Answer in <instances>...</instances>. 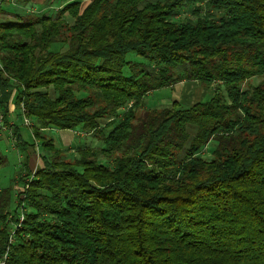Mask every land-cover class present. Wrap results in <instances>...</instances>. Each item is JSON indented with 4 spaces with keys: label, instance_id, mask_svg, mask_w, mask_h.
I'll use <instances>...</instances> for the list:
<instances>
[{
    "label": "trees",
    "instance_id": "16d2710c",
    "mask_svg": "<svg viewBox=\"0 0 264 264\" xmlns=\"http://www.w3.org/2000/svg\"><path fill=\"white\" fill-rule=\"evenodd\" d=\"M54 2L0 0V109L43 164L24 217L0 187V264H264V0ZM180 83L212 95L144 107Z\"/></svg>",
    "mask_w": 264,
    "mask_h": 264
},
{
    "label": "rangeland",
    "instance_id": "374dc122",
    "mask_svg": "<svg viewBox=\"0 0 264 264\" xmlns=\"http://www.w3.org/2000/svg\"><path fill=\"white\" fill-rule=\"evenodd\" d=\"M40 1L41 0H34L33 3L36 5V3ZM81 1L82 4H85L87 1L90 3L92 0ZM62 2L65 3L66 1ZM58 3L59 1L55 0L52 5L55 6ZM257 82V79L248 81L250 85H256ZM247 86L248 84L244 85V87ZM211 95L212 88L205 90L197 83H180L176 86L150 93L144 99V107L147 109L170 107L175 101L183 106H191L200 101H207ZM10 103H12V105H10ZM11 106L14 107H12V110L9 109ZM6 109V120L5 114H3L0 109V155L6 159V164L0 168V187L9 186L13 188V197L20 201L17 202L19 205L18 215L24 217V209L22 206L24 205L29 179H32V173H35L37 169L43 167L40 157L42 150L39 147V143L36 142L32 136L31 129L34 126V122L24 118V116L20 114V111L15 108L12 98L8 101ZM105 122L106 121H103L102 124H105ZM15 128L18 129L21 140L28 145L27 148H25V152L23 150H18L16 147V137L13 135ZM45 133L54 140L55 147L61 150L66 162H70L78 157L77 149L80 146L94 149H100L102 147V143L97 138H93L91 134H85L78 130L71 131L70 133L69 131L50 130L45 131ZM25 155H27V157H25ZM204 157L206 159L208 158L206 154H204ZM25 161L26 169L29 168V173L32 174L29 177V173H27L24 167ZM20 177H25V183L20 182Z\"/></svg>",
    "mask_w": 264,
    "mask_h": 264
},
{
    "label": "crops",
    "instance_id": "0c3cea01",
    "mask_svg": "<svg viewBox=\"0 0 264 264\" xmlns=\"http://www.w3.org/2000/svg\"><path fill=\"white\" fill-rule=\"evenodd\" d=\"M32 2L34 1V0H31ZM44 1H46V0H41L40 2H38V3H36V7L37 8H39L41 5H43L44 4ZM57 1H60V4H62V5H64V4H66V3H68V2H71V1H73V0H57ZM62 1H66L65 3H63ZM81 1V0H80ZM89 2L87 1V3H85V4H82V1H81V10L82 9H84L86 6H87V4H88ZM39 5V6H38ZM10 105H12V103H10ZM12 107L13 106H11V108H9L10 110H12ZM14 108V107H13ZM68 132V131H67ZM71 131H69V133H70Z\"/></svg>",
    "mask_w": 264,
    "mask_h": 264
}]
</instances>
